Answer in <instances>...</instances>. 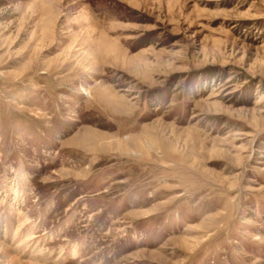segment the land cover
<instances>
[{
	"label": "rangeland",
	"instance_id": "1",
	"mask_svg": "<svg viewBox=\"0 0 264 264\" xmlns=\"http://www.w3.org/2000/svg\"><path fill=\"white\" fill-rule=\"evenodd\" d=\"M0 241L264 264V0H0Z\"/></svg>",
	"mask_w": 264,
	"mask_h": 264
},
{
	"label": "bare ground",
	"instance_id": "2",
	"mask_svg": "<svg viewBox=\"0 0 264 264\" xmlns=\"http://www.w3.org/2000/svg\"><path fill=\"white\" fill-rule=\"evenodd\" d=\"M18 230L19 229L16 228L14 237H15L16 232H19ZM0 262L5 263V264H23V261L14 254L13 249H11L8 245H6L5 243L1 241H0ZM27 263L34 264V262H31V261L29 262L27 261Z\"/></svg>",
	"mask_w": 264,
	"mask_h": 264
},
{
	"label": "crops",
	"instance_id": "3",
	"mask_svg": "<svg viewBox=\"0 0 264 264\" xmlns=\"http://www.w3.org/2000/svg\"><path fill=\"white\" fill-rule=\"evenodd\" d=\"M25 221H23V222H19V224H18V226H17V229H19L21 232H23L28 226H29V224L28 223H24ZM32 228L30 227V229H28V231H27V233H26V235H25V241H27V243H25V245L27 246L28 245V238L30 237H32L33 236V234L31 233V232H29V230H31ZM29 235V236H28Z\"/></svg>",
	"mask_w": 264,
	"mask_h": 264
}]
</instances>
